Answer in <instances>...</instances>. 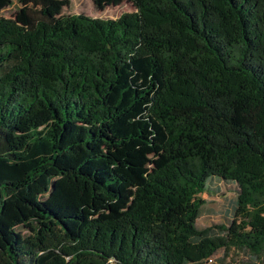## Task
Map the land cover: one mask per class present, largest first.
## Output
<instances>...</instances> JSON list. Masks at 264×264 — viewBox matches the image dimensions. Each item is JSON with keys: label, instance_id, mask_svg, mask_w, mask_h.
Masks as SVG:
<instances>
[{"label": "trees", "instance_id": "1", "mask_svg": "<svg viewBox=\"0 0 264 264\" xmlns=\"http://www.w3.org/2000/svg\"><path fill=\"white\" fill-rule=\"evenodd\" d=\"M18 1L23 23L0 13V264L264 258V0ZM214 175L238 191L212 234Z\"/></svg>", "mask_w": 264, "mask_h": 264}, {"label": "rangeland", "instance_id": "2", "mask_svg": "<svg viewBox=\"0 0 264 264\" xmlns=\"http://www.w3.org/2000/svg\"><path fill=\"white\" fill-rule=\"evenodd\" d=\"M59 5L55 10V15L61 14H86L99 17H117L122 12L134 10L130 0H123L116 5H107L104 8H98L93 0H58ZM0 13L4 16L15 18L18 22L23 23L21 15V4L18 0H0ZM207 187L204 192L200 193L205 198L202 204L200 215L196 219L198 227H210L209 233H217V225L229 223L233 216L231 200L238 191V185L231 180H225L214 175L206 181ZM27 232L25 228H22ZM210 262L217 264H264L263 255L256 256L248 249H238L230 247L218 249L212 255Z\"/></svg>", "mask_w": 264, "mask_h": 264}, {"label": "built area", "instance_id": "3", "mask_svg": "<svg viewBox=\"0 0 264 264\" xmlns=\"http://www.w3.org/2000/svg\"><path fill=\"white\" fill-rule=\"evenodd\" d=\"M209 259H211V258H209Z\"/></svg>", "mask_w": 264, "mask_h": 264}]
</instances>
